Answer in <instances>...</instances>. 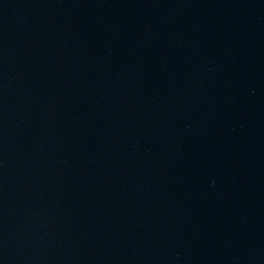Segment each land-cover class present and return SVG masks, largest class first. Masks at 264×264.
Returning <instances> with one entry per match:
<instances>
[{
  "label": "water",
  "instance_id": "95a60500",
  "mask_svg": "<svg viewBox=\"0 0 264 264\" xmlns=\"http://www.w3.org/2000/svg\"><path fill=\"white\" fill-rule=\"evenodd\" d=\"M0 264H264V0H0Z\"/></svg>",
  "mask_w": 264,
  "mask_h": 264
}]
</instances>
